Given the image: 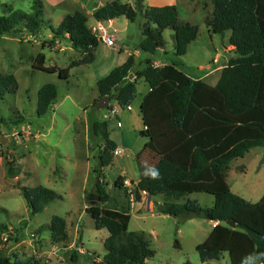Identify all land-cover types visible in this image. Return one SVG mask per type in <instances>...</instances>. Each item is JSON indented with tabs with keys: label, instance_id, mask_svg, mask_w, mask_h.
<instances>
[{
	"label": "rangeland",
	"instance_id": "1",
	"mask_svg": "<svg viewBox=\"0 0 264 264\" xmlns=\"http://www.w3.org/2000/svg\"><path fill=\"white\" fill-rule=\"evenodd\" d=\"M34 1L0 0V17L8 18L16 11L32 14ZM39 1L42 3L41 19L55 29L66 15L75 12L86 16L89 28L97 26L99 22L92 17L97 8L113 1L133 4L134 0ZM143 2L145 6L173 2L179 22L198 27L196 39L179 58L180 69L188 76L201 79L205 76L203 81L216 84L221 68L238 55L226 49L229 31L214 34L204 22L212 11L211 0ZM47 23H42L34 33L16 26L14 32L0 36V74L12 75L17 83L15 92L0 98V256L11 261L33 257L37 264H104L103 241L108 233L94 228V217L88 210L96 205L112 210L126 208L124 193L114 182L119 176L133 180L138 177L136 155L147 142V138L141 136L144 127L139 94L146 85L138 81L137 96L128 108L122 109L111 100L109 106L116 111L113 116L109 109L93 106L100 100L97 82L130 55L134 59L131 78L144 68L148 59L153 63L175 62L173 32L164 30L163 49L149 55L139 49L144 38L143 16L138 14L133 22L118 17L108 26L100 23L113 38L114 45L109 47L99 41L90 60H85L88 55L74 50L69 43L59 39L51 42L53 34ZM40 54L44 57L43 66L55 67V72H42L33 67ZM67 68L68 77H59V71ZM45 84L56 87V99L45 115L38 116L37 93ZM116 120L122 124L120 129L116 127ZM96 122H106L109 140L124 151L123 155L113 152L111 164L98 174L109 196L105 203L97 201L94 191L99 151L104 145L101 136L94 135L92 126ZM13 159L21 170L16 177L7 175V163ZM145 161L150 162L149 165L153 163L148 158ZM226 182L233 194L257 203L264 195V148H252L242 158L232 160ZM36 186L52 190L56 198L40 213L31 215L20 189ZM192 196L203 207H209L213 199L207 194ZM160 199L159 196L151 198L154 206L151 211L137 205L129 211L128 231L143 234L153 251V256L144 264H230L228 253H222L219 260L200 262L195 247L207 238L212 223L203 218L176 219L161 215L156 206ZM54 217L66 222L67 248L51 244L47 231L35 233ZM77 246L83 254L77 253ZM54 247L58 251L53 255ZM73 252L77 255L76 262L71 260Z\"/></svg>",
	"mask_w": 264,
	"mask_h": 264
},
{
	"label": "trees",
	"instance_id": "2",
	"mask_svg": "<svg viewBox=\"0 0 264 264\" xmlns=\"http://www.w3.org/2000/svg\"><path fill=\"white\" fill-rule=\"evenodd\" d=\"M211 4L212 11L204 19L206 26L214 34L229 31V46L238 55L222 68L214 86L180 69L179 58L196 39L198 27L179 22L175 5L145 6L143 0H134L133 5L113 1L97 8L92 17L96 22L118 17L133 22L138 14L143 16L144 38L139 49L149 55L163 49L162 33L170 29L176 61L155 66L148 59L144 68L131 78L134 59L130 55L97 82V90L99 99L108 97L124 109L136 98L138 81L149 88L140 103L144 127L141 136L147 142L136 155L135 202L141 201L144 192L162 198L157 204L161 215L215 222L207 238L195 247L202 263L219 260L222 253H228L230 264H244L248 255L258 256L256 264H264V195L257 203L248 202L233 194L226 182L232 160L242 158L252 148H264V0H211ZM42 14V3L36 0L32 14L16 11L8 18L0 17V36L14 32L16 26L34 33L42 23H47L41 19ZM48 28L53 34L51 42L59 39L69 43L74 50L88 55L85 60H90L92 50L101 41L87 26L86 16L79 12L66 15L55 29L50 24ZM43 61L40 54L33 67L42 72L56 71L55 67H44ZM58 74L67 78L68 68ZM16 89L12 75L0 74V98ZM55 99L56 87L43 85L37 93V115H45ZM107 109H112L109 104ZM92 129L104 141L98 156L99 171L95 170L94 191L97 201L105 203L109 196L98 174L111 164L116 145L109 140L106 122H96ZM146 154L156 157L151 165L142 162ZM148 168L158 170L159 178H146L143 173ZM20 172L14 159L7 163L8 176L16 177ZM123 181L118 177L114 185L123 191L126 208L112 210L96 205L88 212L94 217V228L108 233L103 241L104 264H144L153 251L143 234L128 231L131 209ZM20 191L31 215L40 213L56 198L52 190L43 186L22 187ZM193 194L212 196V206H200L191 198ZM44 231L49 233L51 244L68 247L63 218L54 217L35 233ZM71 256L76 262V252ZM0 264H37V260L31 257L26 261H11L0 256Z\"/></svg>",
	"mask_w": 264,
	"mask_h": 264
},
{
	"label": "built area",
	"instance_id": "3",
	"mask_svg": "<svg viewBox=\"0 0 264 264\" xmlns=\"http://www.w3.org/2000/svg\"><path fill=\"white\" fill-rule=\"evenodd\" d=\"M91 30V32L96 35L97 37H99L101 39V41L103 43H105L107 46L111 47L114 45V41H113V38L108 36L105 29L98 23L97 26H92L89 28ZM128 108V107H127ZM111 114L113 116L116 115V111L115 109L114 110H111L110 111ZM116 127L117 128H121L122 125L120 122H116ZM115 153L121 155L124 153V151L121 149V148H116L114 150ZM136 182H131V181H128V180H124L123 181V189H124V192L127 196V199H128V202H129V207L131 210L134 209V207L136 206V202H135V193H134V187L138 181V177L137 179L135 180ZM142 194H145L144 192H142ZM5 240V239H4ZM58 251V249L56 247H54L52 249V254H56Z\"/></svg>",
	"mask_w": 264,
	"mask_h": 264
},
{
	"label": "crops",
	"instance_id": "4",
	"mask_svg": "<svg viewBox=\"0 0 264 264\" xmlns=\"http://www.w3.org/2000/svg\"><path fill=\"white\" fill-rule=\"evenodd\" d=\"M130 5H133L134 4V1H133V4H132V2H130L129 3ZM167 5H173V2H169V4H167ZM160 6H165V4H156V6L155 7H160ZM110 22H112V20H110V21H107V26L110 24ZM99 24H100V22H99ZM102 25H105V23L104 24H102ZM228 48L229 49H232V47L231 46H229V47H226V49L228 50ZM159 64H161V66H163V65H165V63H163V62H154V65L155 66H158ZM221 70H222V68H221ZM220 74H221V72H220ZM205 77V76H204ZM204 77H202V79L204 78ZM220 77V76H219ZM199 79H201L200 77H198ZM201 79V80H202ZM219 79V78H218ZM203 81V80H202ZM205 82V81H204ZM206 83V82H205ZM217 83V82H216ZM206 84H208V83H206ZM146 85V84H145ZM208 85H210V86H214L215 84H208ZM137 90V89H136ZM149 91V88H148V86L146 85V87H145V90L143 91V93L142 94H139V96H140V100H139V110H140V103H141V99H142V97L147 93ZM129 107V106H128ZM127 108V107H126ZM111 110H114V109H111ZM110 110V111H111ZM129 110H131V109H129ZM116 116V115H115ZM118 120H116V122H117ZM118 122H120V121H118ZM122 125V124H121ZM119 129V128H118ZM121 155H123V154H121ZM146 158H148V159H150L153 163L155 162V156L153 155V154H146L144 157H143V159H142V162L144 163V164H147V165H149V163L150 162H146L145 161V159ZM119 177H121L123 180H128V181H131V182H136L135 180H133V178L132 179H127L126 177H123V176H119ZM193 197V196H192ZM191 197V198H192ZM151 196L149 197L148 195H145V194H142L141 195V201L139 202V203H136V205L137 206H139V207H143V208H145L146 209V211H151L153 208H154V206H153V204H152V202H151ZM162 202V200L160 199V201H158V202H156V206H157V204H160ZM212 202H213V199H211V205L210 206H212ZM209 206V207H210ZM137 211H140V208H138L137 209ZM211 222V221H210ZM212 224H211V230H212V228L215 226V222H211ZM67 230V229H66ZM210 230V231H211ZM210 233V232H209ZM69 236V235H68ZM70 247H72V246H70ZM69 247V248H70ZM76 251H77V253H80V254H83L82 253V251L81 250H78V246H77V248H76Z\"/></svg>",
	"mask_w": 264,
	"mask_h": 264
},
{
	"label": "clouds",
	"instance_id": "5",
	"mask_svg": "<svg viewBox=\"0 0 264 264\" xmlns=\"http://www.w3.org/2000/svg\"><path fill=\"white\" fill-rule=\"evenodd\" d=\"M143 175L146 178H149V179H157V178H159L158 170H154V169H151V168L145 169ZM258 259H259L258 256L248 255L245 258V260H244V264H256Z\"/></svg>",
	"mask_w": 264,
	"mask_h": 264
},
{
	"label": "water",
	"instance_id": "6",
	"mask_svg": "<svg viewBox=\"0 0 264 264\" xmlns=\"http://www.w3.org/2000/svg\"><path fill=\"white\" fill-rule=\"evenodd\" d=\"M100 23H101V24H104V23H105V25H106V24H107V21H100ZM109 102H110V100H109L108 97H103V98H101L98 102H96V104H95V108H96V109H106L107 106H108V104H109ZM149 197H150V196H149ZM228 225H229L230 227H233V226H234L233 223H228Z\"/></svg>",
	"mask_w": 264,
	"mask_h": 264
}]
</instances>
